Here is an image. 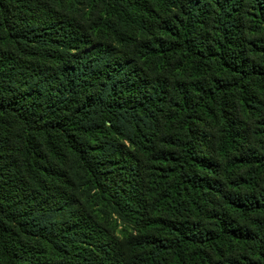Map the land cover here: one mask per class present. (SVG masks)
<instances>
[{"label":"trees","instance_id":"obj_1","mask_svg":"<svg viewBox=\"0 0 264 264\" xmlns=\"http://www.w3.org/2000/svg\"><path fill=\"white\" fill-rule=\"evenodd\" d=\"M0 264H264V0H0Z\"/></svg>","mask_w":264,"mask_h":264}]
</instances>
